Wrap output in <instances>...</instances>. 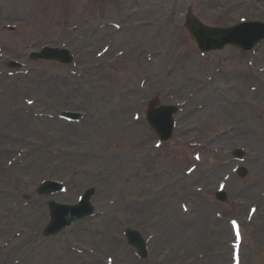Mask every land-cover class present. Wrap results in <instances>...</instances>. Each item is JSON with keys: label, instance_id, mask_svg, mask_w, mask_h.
Returning a JSON list of instances; mask_svg holds the SVG:
<instances>
[{"label": "rangeland", "instance_id": "374dc122", "mask_svg": "<svg viewBox=\"0 0 264 264\" xmlns=\"http://www.w3.org/2000/svg\"><path fill=\"white\" fill-rule=\"evenodd\" d=\"M225 1L0 0V108L20 113L19 107L25 106L21 97L31 93L36 99L31 113L73 111L85 114L86 123L88 115L94 116L93 127L87 134L75 130L68 137L58 132L55 139H51L47 128L59 126L64 131L72 128L46 124L43 134L42 126L30 123L33 125L30 132L24 135L21 131L22 140L12 143L10 137L14 132L10 128L21 121L9 120L0 111V141L8 137L3 144L0 142V196L5 197L4 201L0 200V247L4 248L13 235H20L9 244L11 246L0 251L3 253L0 264H103L106 258L113 259V264H230L232 246L224 247V242L220 248L217 241H211L222 229L225 238L231 235L230 219H237L243 228V241L238 248L242 264H264V192L258 196L264 186V153L256 159L253 151L258 145L250 148L245 144L244 147L243 141L231 139L229 134L235 131L234 124L242 121L238 134L243 135L247 129L250 138L264 145V102L259 104L264 98L261 83L264 78L259 77V70L264 66L261 57L264 44L250 55L241 56L236 49L228 47L211 57H200L183 25L188 11L204 24L218 28H228L243 20L264 23V3ZM252 4L260 6L257 11L251 8ZM108 8L112 12H107ZM169 16H172L170 22H165ZM123 22H128L124 30ZM140 22L151 24L154 29L139 30ZM108 23L113 33L110 28L103 34L95 32ZM7 24H20V28L8 32L3 28ZM114 25L121 29L116 31ZM70 30L75 33L69 36L72 40L67 48L77 60L74 67L30 61L28 55L42 46L60 48L63 41L67 42ZM109 46L111 50L94 59L97 51ZM1 49L8 57L2 56ZM114 51H123L124 55L115 59ZM147 54L151 62L145 59ZM8 59L22 62L23 69L35 70L30 76L21 73L8 76L4 63ZM248 62L256 64L251 68ZM70 69L77 75L83 73L84 79L71 76ZM214 71L221 73L212 83H207L205 77ZM33 75L43 79L38 90L32 85ZM63 77L83 84L64 82L65 87L49 94L47 88L51 81L63 83ZM141 79L147 80L143 89L139 86ZM195 79L201 80L196 89ZM255 86L257 92H252ZM71 89L75 91L68 95ZM16 90L21 96H17ZM134 92L139 95L133 96ZM190 93H194L192 101H189ZM211 95L223 106L218 107V112H213L212 103L205 109V101ZM153 98L167 105H184L176 116L175 138L159 149L154 147L155 137L147 123L133 122L131 116L137 110L145 111L146 102ZM252 104L256 107L254 115L251 114ZM198 105L203 109L196 113ZM199 116L202 123L197 121ZM77 127L85 129L87 126ZM217 135L227 137L217 139ZM29 140L43 146L42 152L37 148L33 153L38 158L44 155L48 161L43 160L48 165L33 175L10 171L8 162L18 160L19 153L24 154L23 157L29 155L36 148L27 145ZM195 143L209 147L200 151L203 157L200 166L192 159L200 148L190 146ZM238 148L247 154L245 176H231L225 188V202L219 203L214 197L216 185L222 175L231 174L232 153ZM79 153L83 156L79 157ZM221 163L227 167H217ZM192 165L196 169L186 174ZM17 167L15 164L13 168ZM54 169L59 171L54 172ZM100 177L103 178L98 180ZM45 179L70 183L71 191L53 199L55 203L74 204L79 194L94 188L96 194L91 202L106 216L82 224L80 230L71 227L65 236L45 239L41 231L49 199L35 204L39 206L33 211L42 215L36 228L23 222L24 219L31 221L28 213L32 209H19L25 201L38 198V185ZM207 187L212 190L197 193V189ZM8 190L21 197L18 205L16 197L8 196ZM111 202L115 205H108ZM250 205L257 209L251 220L246 215ZM200 210L208 219L198 218ZM10 223L14 229L10 228ZM25 229H32L35 235H24ZM124 229L139 231L141 236L148 237L146 260L138 259L133 250L126 247ZM26 237L30 240L23 250H10ZM76 244L85 247L86 252L82 255L68 253V247ZM120 249L126 253H120ZM4 253H7L5 257Z\"/></svg>", "mask_w": 264, "mask_h": 264}, {"label": "bare ground", "instance_id": "6f19581e", "mask_svg": "<svg viewBox=\"0 0 264 264\" xmlns=\"http://www.w3.org/2000/svg\"><path fill=\"white\" fill-rule=\"evenodd\" d=\"M227 1V0H226ZM225 1V2H226ZM228 1H233V0H228ZM258 7H260V6H253V5H251V8H253L255 11H257L258 10ZM253 33H255V30H253ZM264 56V55H263ZM263 56H261L262 58H264ZM31 80H32V85H33V87H35V89L36 90H38V89H40V87H41V85H42V83H41V80L40 79H38V78H36L35 77V75H33V78L31 77L30 78ZM64 82H70V83H72V84H74V85H77L78 83H76L77 81L76 80H74V79H70L69 77H65V79H63V83H60V82H53L48 88H47V91H48V93L50 94V93H52V92H54V91H56L58 88H60V87H65V83ZM43 87V86H42ZM63 90H65V89H63ZM67 90V89H66ZM58 92V91H57ZM179 92H181V90H179ZM72 93H74V91L71 89V90H68V95H70V94H72ZM138 94V93H137ZM134 95H136V94H134ZM71 97H73V96H71ZM220 104H219V103ZM208 107H210V106H208ZM207 107V108H208ZM211 107H213L212 109H215V108H223V106L221 105V102L220 101H215L214 102V104H213V106H211ZM225 108V107H224ZM67 111V110H66ZM228 111H230L231 112V110H228ZM4 114H6V117L5 118H8L9 120H17V119H20V124L19 125H17V124H15V126H11V128H10V131H12V133L14 132V135H13V137L11 138L10 137V140H11V142L12 143H16V142H18V141H20V137H22V135L23 134H25V133H23V134H21L20 132L21 131H23L24 132V129H28V128H31L30 127V125H28L27 123H25V125L27 126H25L24 124H23V120L20 118V115L17 113V112H8V113H4ZM199 118H200V116H199ZM39 122H40V124H42V125H44V126H46L45 124L46 123H54V124H56V125H61V122H58V121H55V122H50V121H48V120H45V119H40V120H38ZM93 124V119H91V117L90 116H88V120H87V123H86V126H90V125H92ZM75 130L77 131V132H81V133H86L87 132V130H82V129H80L79 127H77V126H74L73 128H72V130H67V131H64V130H62L59 126L57 127V126H54V127H49L48 129H47V133L49 134V137L51 138V139H53L54 138V136L56 135V133H58V132H60V133H62L63 134V136L65 135V136H68V137H71L72 135H73V133H75ZM235 133V132H234ZM233 132H230L229 134H231L230 136H231V139H235V140H239V141H243L244 142V144H246V145H248V147H250V148H252V147H255V146H259L258 147V149H256L255 151H253V154H254V157H256V159H260V157H261V155L264 153V145L262 144V142H260L259 140H257V139H255V138H250L249 137V135L248 134H246V132L243 134V135H235ZM252 133V132H251ZM229 136V137H230ZM255 136V135H254ZM7 138L8 137H4L0 142H1V144H3L6 140H7ZM250 139L249 140V143L247 144V139ZM228 141H230V140H228ZM227 141V142H228ZM10 152L8 151V154H9ZM79 155V157H82V154L80 153V154H78ZM41 162V163H40ZM39 162V164H37V165H28V164H26V165H23V166H20V167H18V169L22 172V173H25V174H29V175H31V174H34V173H38V172H41L43 169H45L44 168V166L45 165H48V163H46L43 159L41 160ZM44 162H45V164H44ZM260 168H262L261 166H260ZM96 178V177H95ZM103 177H100L98 180H101ZM34 183L32 182L31 183V186L30 187H32V185H33ZM245 192L246 191H244L243 192V194H245ZM4 197H0V200L1 201H4ZM7 201H8V199H6ZM149 202L151 201V200H148ZM30 218H32L33 220H35V223L36 224H39L40 223V221H41V219H42V215L41 214H37L36 212H34L33 214H31V216H30ZM199 219H201V220H206V219H208V216L207 215H205V213H203L201 210H200V214H199V217H198ZM23 222H25V223H27V221H23ZM215 240V242L217 241V243H218V246L220 247V248H222L223 247V245H224V240H225V232H224V229H222V231L221 232H219V233H217L216 235H214L213 236V238L211 239V241L212 240ZM200 241H201V239H200ZM18 245H20V243L19 242H17V243H15L14 245H13V248H17L18 247ZM9 252V251H8ZM7 255V253H4V257Z\"/></svg>", "mask_w": 264, "mask_h": 264}, {"label": "snow or ice", "instance_id": "6c2138e0", "mask_svg": "<svg viewBox=\"0 0 264 264\" xmlns=\"http://www.w3.org/2000/svg\"><path fill=\"white\" fill-rule=\"evenodd\" d=\"M235 224V222H233Z\"/></svg>", "mask_w": 264, "mask_h": 264}]
</instances>
